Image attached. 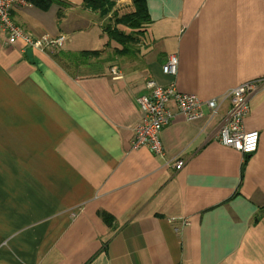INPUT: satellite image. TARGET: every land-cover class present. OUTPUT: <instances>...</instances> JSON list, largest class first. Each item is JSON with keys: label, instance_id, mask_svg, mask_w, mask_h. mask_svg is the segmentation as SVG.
<instances>
[{"label": "crops", "instance_id": "0c3cea01", "mask_svg": "<svg viewBox=\"0 0 264 264\" xmlns=\"http://www.w3.org/2000/svg\"><path fill=\"white\" fill-rule=\"evenodd\" d=\"M146 3L150 22L122 56L104 26L131 0L104 17L83 0L11 9L27 34L62 40L23 49L0 36V264H264V86L243 119L259 133L250 154L219 141L228 98L173 116L163 156L131 147L147 79L207 100L264 76V0ZM170 54L174 76L161 69Z\"/></svg>", "mask_w": 264, "mask_h": 264}, {"label": "built area", "instance_id": "2783aa9c", "mask_svg": "<svg viewBox=\"0 0 264 264\" xmlns=\"http://www.w3.org/2000/svg\"><path fill=\"white\" fill-rule=\"evenodd\" d=\"M29 0H0V36L6 43L21 42L22 48L41 49L45 45L61 46L62 37L51 38L46 35L31 36L24 32L10 17L11 9L16 5L28 4ZM178 59L174 54L167 56L161 66L164 74L174 76L177 72ZM112 78H118V72L111 69ZM264 86V76L242 82L233 87L223 98L214 97L200 100L192 93L180 92L173 83L159 85L152 79L145 81L146 94L136 97L141 112V119L132 130L131 147L145 146L154 155L163 156L160 132L175 115L186 120H195L202 116L203 108L215 113L223 99L228 98L229 107L218 126L219 141L226 146L250 154L257 148L259 133L256 130L243 129V119L248 111V100L251 94ZM184 161L177 158L172 166L177 170Z\"/></svg>", "mask_w": 264, "mask_h": 264}, {"label": "trees", "instance_id": "16d2710c", "mask_svg": "<svg viewBox=\"0 0 264 264\" xmlns=\"http://www.w3.org/2000/svg\"><path fill=\"white\" fill-rule=\"evenodd\" d=\"M54 0H29V4L36 6L42 10H46ZM134 7L133 11L118 16L113 13L112 25L104 26L109 38L115 40L120 44L121 48L115 51V55L122 56L127 54L128 51H132L137 44L141 41L139 39L138 31L144 25L150 22L146 0H131ZM114 5V0H83V7H89L93 11H97L100 17L107 16ZM114 24V25H113ZM122 25L129 29L128 32L115 27V25ZM81 55H100V51H85ZM103 219H107V216L103 214ZM109 220V219H108Z\"/></svg>", "mask_w": 264, "mask_h": 264}, {"label": "rangeland", "instance_id": "374dc122", "mask_svg": "<svg viewBox=\"0 0 264 264\" xmlns=\"http://www.w3.org/2000/svg\"><path fill=\"white\" fill-rule=\"evenodd\" d=\"M114 63H115V62H113V64H114ZM113 68L116 69L115 66H114Z\"/></svg>", "mask_w": 264, "mask_h": 264}]
</instances>
